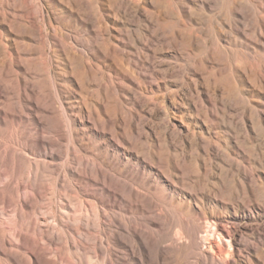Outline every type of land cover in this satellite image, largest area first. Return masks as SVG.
Listing matches in <instances>:
<instances>
[{"label": "rangeland", "instance_id": "obj_1", "mask_svg": "<svg viewBox=\"0 0 264 264\" xmlns=\"http://www.w3.org/2000/svg\"><path fill=\"white\" fill-rule=\"evenodd\" d=\"M0 264H264V0H0Z\"/></svg>", "mask_w": 264, "mask_h": 264}]
</instances>
